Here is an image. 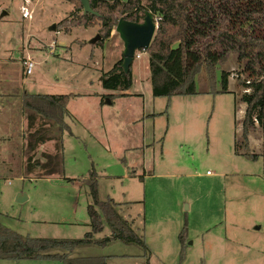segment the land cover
<instances>
[{"label":"rangeland","instance_id":"obj_1","mask_svg":"<svg viewBox=\"0 0 264 264\" xmlns=\"http://www.w3.org/2000/svg\"><path fill=\"white\" fill-rule=\"evenodd\" d=\"M30 1L31 17L22 18L23 0H0V82L16 78L33 93L72 94L62 133L63 170L23 177L25 124L12 114L11 133L0 136V222L34 237H82L90 202L83 178L91 174L98 198L117 202L148 249L116 241L76 248L70 256L108 255L106 264H264V132L251 131L243 147L258 154L255 159L234 153L244 108L235 97L243 87L236 85L234 55L221 64L230 72L227 91H217V67L211 77L196 74L198 92L168 97L152 95L147 55L138 51L133 85L119 93L101 85V72L123 47L114 26L111 37L96 43L99 21L73 25L74 2ZM26 52L36 62L29 74L20 63ZM52 150L48 141L35 154ZM19 191L25 199L17 200ZM184 223L178 257L176 236ZM108 232L105 225L96 236Z\"/></svg>","mask_w":264,"mask_h":264},{"label":"trees","instance_id":"obj_2","mask_svg":"<svg viewBox=\"0 0 264 264\" xmlns=\"http://www.w3.org/2000/svg\"><path fill=\"white\" fill-rule=\"evenodd\" d=\"M73 25L91 26L99 21L100 43L119 17L140 21L144 11L157 17L155 29L147 49L148 81L154 96L193 94L199 90L195 76L211 77L220 68L219 88L227 91L228 69L221 67L234 55L238 74L236 85L248 91L235 93L236 101L244 105L240 120V140L235 132V154L255 159L258 154L244 150L248 134L260 129L264 132V0H88L98 14H82L79 0ZM65 19L60 21L63 24ZM68 30L69 26L63 27ZM114 34H118L114 32ZM122 54L111 67L101 72V85L108 90L129 89L132 84L131 65L127 72L121 68ZM71 93H23L22 105L27 109L28 132L25 137L23 177L35 178L62 174V133L68 130L65 117L69 116L67 102ZM37 125L30 130L34 118ZM53 141L51 152L41 151L37 145ZM22 176V175H14ZM88 185L90 202L86 205L87 230L82 237H34L22 234L0 222V259H58L62 264H106L108 255L70 256L81 247L104 246L116 241L134 244L146 251L147 245L120 213L112 198L100 200L95 178H83ZM105 225L108 234L97 237ZM185 223L178 232L184 241ZM183 250H180V257Z\"/></svg>","mask_w":264,"mask_h":264},{"label":"water","instance_id":"obj_3","mask_svg":"<svg viewBox=\"0 0 264 264\" xmlns=\"http://www.w3.org/2000/svg\"><path fill=\"white\" fill-rule=\"evenodd\" d=\"M82 6V14L90 13L97 15L88 0H79ZM53 28L55 26L53 25ZM157 28L155 18L153 14L145 10L144 15L140 21H131L119 17L114 25V31L118 33L119 38L122 41V61L121 68L124 72H127L131 65L135 52L141 49H147L153 33ZM99 35L96 34L93 41L98 40ZM23 197H19L17 200H22Z\"/></svg>","mask_w":264,"mask_h":264},{"label":"crops","instance_id":"obj_4","mask_svg":"<svg viewBox=\"0 0 264 264\" xmlns=\"http://www.w3.org/2000/svg\"><path fill=\"white\" fill-rule=\"evenodd\" d=\"M110 37H111V34H110ZM48 47L50 48V45H48ZM49 51H51V50H49ZM26 55L30 56L27 52L20 55V63H21V65H22V59ZM22 69H23V65H22ZM132 85H133V78H132L131 86ZM24 92L25 93H33V92H30V91H27L24 86L19 85L17 83L16 78L14 79L13 82H0V136L3 137V134L5 132L6 133H11L10 131H11V127L12 126H11L10 123L14 122L13 119H15V118L12 119L10 117H11L12 114L15 115V113L17 112V114L15 115L16 116V120L19 118L20 121H23V123L25 124L24 128L23 127L20 128V129H22V128L24 129L23 132L22 131L20 132L21 138L24 141L23 142L24 145H22L23 148L25 147V137H26V134L28 132L27 114H26L27 113V109L23 108V105H22V101H23L22 95H23ZM4 114H7V116H4ZM65 119H66V117H65ZM37 123H38V118L35 117L34 120H33L32 125H31L32 127H30L29 129L33 130V128L37 125ZM48 141H52V140H48ZM48 141H45V142H48ZM45 142H43V143H45ZM43 143L38 144L37 148H38V146L43 145ZM24 156H25V152H24ZM21 195L24 196V194L21 191H19L17 193V196L18 197H22ZM25 198L26 197H23V199H25ZM176 238L178 239V233H177ZM184 241H185V239H184ZM184 241H183V243H181L179 241V239H178V242H179L178 243L179 244V246H178V257H180V250L181 249L183 250V248H184V243H185ZM108 259L109 258H107V260ZM142 261H144V260H142Z\"/></svg>","mask_w":264,"mask_h":264},{"label":"built area","instance_id":"obj_5","mask_svg":"<svg viewBox=\"0 0 264 264\" xmlns=\"http://www.w3.org/2000/svg\"><path fill=\"white\" fill-rule=\"evenodd\" d=\"M30 0H23L22 4L19 7V11L21 14L22 18H30L31 14H32V9L28 8V5L30 4ZM155 18V22L157 25V17L154 16ZM53 49V45L50 44V50ZM140 51V50H139ZM139 56V52L136 51L135 52V57ZM36 62L28 55H26L25 57H23L22 59V65H23V71L25 74H29L32 72L33 67L35 66ZM248 88H243L242 91H248Z\"/></svg>","mask_w":264,"mask_h":264}]
</instances>
